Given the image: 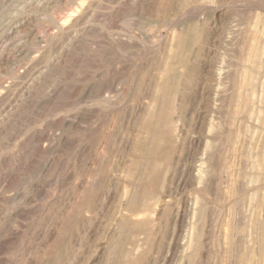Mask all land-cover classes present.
I'll list each match as a JSON object with an SVG mask.
<instances>
[{
  "label": "rangeland",
  "instance_id": "1",
  "mask_svg": "<svg viewBox=\"0 0 264 264\" xmlns=\"http://www.w3.org/2000/svg\"><path fill=\"white\" fill-rule=\"evenodd\" d=\"M0 264H264V0H0Z\"/></svg>",
  "mask_w": 264,
  "mask_h": 264
},
{
  "label": "bare ground",
  "instance_id": "2",
  "mask_svg": "<svg viewBox=\"0 0 264 264\" xmlns=\"http://www.w3.org/2000/svg\"><path fill=\"white\" fill-rule=\"evenodd\" d=\"M26 2V1H25ZM81 4V3H80ZM85 9V8H84ZM68 14V13H67ZM71 18V17H70ZM70 20V19H69ZM28 22V21H27ZM39 35V34H38ZM167 83V82H166ZM157 123V122H156ZM130 205V204H129Z\"/></svg>",
  "mask_w": 264,
  "mask_h": 264
}]
</instances>
